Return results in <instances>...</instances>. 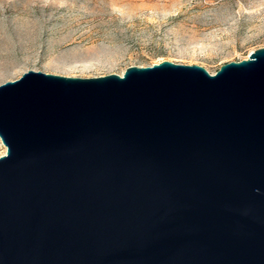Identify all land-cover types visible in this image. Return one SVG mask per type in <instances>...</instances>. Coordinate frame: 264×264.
Instances as JSON below:
<instances>
[{"label":"water","instance_id":"water-1","mask_svg":"<svg viewBox=\"0 0 264 264\" xmlns=\"http://www.w3.org/2000/svg\"><path fill=\"white\" fill-rule=\"evenodd\" d=\"M0 138V264H264V47L215 74L30 70Z\"/></svg>","mask_w":264,"mask_h":264},{"label":"rangeland","instance_id":"rangeland-1","mask_svg":"<svg viewBox=\"0 0 264 264\" xmlns=\"http://www.w3.org/2000/svg\"><path fill=\"white\" fill-rule=\"evenodd\" d=\"M263 47L264 0H0V85L30 70L88 78L163 61L215 74Z\"/></svg>","mask_w":264,"mask_h":264}]
</instances>
